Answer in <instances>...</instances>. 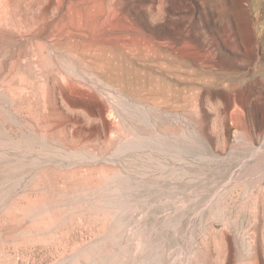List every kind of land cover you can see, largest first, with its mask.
<instances>
[{"label": "rangeland", "instance_id": "374dc122", "mask_svg": "<svg viewBox=\"0 0 264 264\" xmlns=\"http://www.w3.org/2000/svg\"><path fill=\"white\" fill-rule=\"evenodd\" d=\"M0 264H264V0H0Z\"/></svg>", "mask_w": 264, "mask_h": 264}]
</instances>
